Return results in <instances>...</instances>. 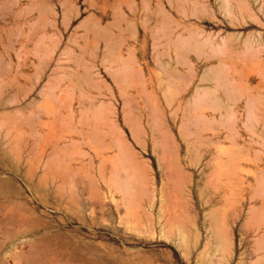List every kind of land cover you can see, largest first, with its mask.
Returning a JSON list of instances; mask_svg holds the SVG:
<instances>
[{
	"label": "rangeland",
	"instance_id": "rangeland-1",
	"mask_svg": "<svg viewBox=\"0 0 264 264\" xmlns=\"http://www.w3.org/2000/svg\"><path fill=\"white\" fill-rule=\"evenodd\" d=\"M33 251L264 264V0H0V264Z\"/></svg>",
	"mask_w": 264,
	"mask_h": 264
},
{
	"label": "bare ground",
	"instance_id": "bare-ground-1",
	"mask_svg": "<svg viewBox=\"0 0 264 264\" xmlns=\"http://www.w3.org/2000/svg\"><path fill=\"white\" fill-rule=\"evenodd\" d=\"M118 1V0H117ZM11 49H12V47H11ZM10 58V57H9ZM12 63V62H11ZM143 71V70H142ZM141 73V72H140ZM155 90V89H154ZM77 173V172H76ZM105 176V175H104ZM103 178V177H102ZM94 180V179H93ZM92 187V186H91ZM94 188V187H93ZM98 193V192H97ZM93 194H95V193H93ZM92 195V194H91ZM122 197V196H121ZM123 200V199H122ZM121 201V200H120ZM124 201H126V200H124ZM119 202V201H118ZM121 203V202H120ZM124 203V202H123ZM18 204V203H17ZM123 205V204H122ZM21 213V212H20ZM55 238V237H54ZM46 240H48V239H46ZM61 240V239H60ZM43 243H45V239H42L41 240ZM24 243V242H23ZM28 243V242H27ZM40 244H41V242H39ZM42 243V244H43ZM48 243V241L45 243V244H47ZM34 244V243H33ZM41 244V245H42ZM16 245V244H15ZM44 246V245H43ZM13 248V247H12ZM17 248V247H16ZM33 248H34V245H33ZM38 250H40L39 248H38ZM14 251V250H13ZM35 251V250H34ZM33 251V253L30 255V256H28L26 259H27V262L28 263H30V264H34V263H37V261L40 259V254H38V253H35ZM41 251V250H40ZM7 252V251H6ZM15 252V251H14ZM8 253V252H7ZM11 253H12V251H11ZM41 253V252H40ZM56 253V252H55ZM9 254V253H8ZM14 254V253H13ZM42 255H43V253H42ZM46 255V254H45ZM7 256V255H6ZM12 256H10V258H11ZM9 258V259H10ZM25 258V257H24ZM48 258V257H47ZM51 258V257H50ZM57 258V257H56ZM23 259V258H22ZM43 259V258H42ZM4 260H6V259H3V261ZM45 261V260H44ZM48 261V260H47ZM48 262H51V261H48ZM5 262H3V264H4ZM7 263H8V261H7ZM23 263V262H22ZM40 263V262H39ZM42 264H43V262H41ZM57 264H58V261L56 262ZM24 264V263H23ZM49 264V263H48ZM51 264H53V262L51 263Z\"/></svg>",
	"mask_w": 264,
	"mask_h": 264
}]
</instances>
